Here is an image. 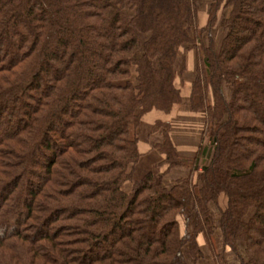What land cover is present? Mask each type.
Here are the masks:
<instances>
[{
  "label": "trees",
  "instance_id": "1",
  "mask_svg": "<svg viewBox=\"0 0 264 264\" xmlns=\"http://www.w3.org/2000/svg\"><path fill=\"white\" fill-rule=\"evenodd\" d=\"M201 10V0H0V264H191L187 253L198 264L200 234L211 264H264V0H212L204 26ZM189 78L204 135L185 157L156 122L153 151L167 171H189L167 185L141 175L138 127L181 104Z\"/></svg>",
  "mask_w": 264,
  "mask_h": 264
},
{
  "label": "crops",
  "instance_id": "2",
  "mask_svg": "<svg viewBox=\"0 0 264 264\" xmlns=\"http://www.w3.org/2000/svg\"><path fill=\"white\" fill-rule=\"evenodd\" d=\"M193 64L194 56L190 53L187 57V73L189 70H193ZM191 90L192 80L189 78L186 79L185 86L181 87V104L175 105L169 113L154 109L142 117L140 126L138 127V148L140 153L146 156H144L139 165L141 175L148 170L153 171L157 177L165 174L164 183L167 185H171L179 179L188 177L189 171L187 168L180 167L167 171L168 166L161 162L164 155L153 150L159 143L164 141L163 128H155L156 122L160 121L170 125V138L183 156L191 158L197 154L204 135V117L202 113L195 112L190 107ZM227 96L229 97V94ZM210 99L212 100V97ZM132 186L130 190H132ZM178 221L181 231L185 232L187 228L185 215L180 214ZM198 241L205 257V260H201L198 264H211L212 255L206 237L200 234ZM212 241L216 251L219 252L224 249L225 240L220 228L215 229L212 235ZM187 257L189 262L193 264L194 261L188 253ZM227 260L230 264H238L234 256L227 255Z\"/></svg>",
  "mask_w": 264,
  "mask_h": 264
},
{
  "label": "rangeland",
  "instance_id": "3",
  "mask_svg": "<svg viewBox=\"0 0 264 264\" xmlns=\"http://www.w3.org/2000/svg\"><path fill=\"white\" fill-rule=\"evenodd\" d=\"M212 0H201L202 2V10H201V26H204L207 22V19H208V11H209V5L211 3ZM225 4V2H224ZM127 13L130 15V14H133V11L130 9V8H127L126 9ZM225 20H226V15H225V11H220V16H219V20L217 22V25H216V28H215V38L218 40V43L222 40V38L224 37L226 31H227V28H226V25H225ZM206 41L207 40V37H206ZM226 87H228L229 90H227V93L229 94L230 96V91H232V89L230 88L231 86L227 85L226 84ZM132 186V182H129L125 185V189L128 190V191H131L130 188ZM220 206L222 208H225L227 206V199L224 197V196H221L220 197ZM213 213H214V216H215V220L217 222L218 218H219V210L218 208L216 207H213Z\"/></svg>",
  "mask_w": 264,
  "mask_h": 264
}]
</instances>
